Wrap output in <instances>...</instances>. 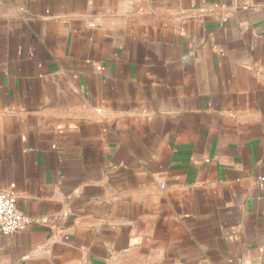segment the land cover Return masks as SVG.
I'll return each instance as SVG.
<instances>
[{
  "label": "crops",
  "instance_id": "crops-1",
  "mask_svg": "<svg viewBox=\"0 0 264 264\" xmlns=\"http://www.w3.org/2000/svg\"><path fill=\"white\" fill-rule=\"evenodd\" d=\"M0 190V264H264V0H0Z\"/></svg>",
  "mask_w": 264,
  "mask_h": 264
},
{
  "label": "built area",
  "instance_id": "built-area-1",
  "mask_svg": "<svg viewBox=\"0 0 264 264\" xmlns=\"http://www.w3.org/2000/svg\"><path fill=\"white\" fill-rule=\"evenodd\" d=\"M161 187H164L161 184ZM18 196L8 190H0V232L18 233L34 225H47L48 215L33 216L24 213L18 206Z\"/></svg>",
  "mask_w": 264,
  "mask_h": 264
}]
</instances>
